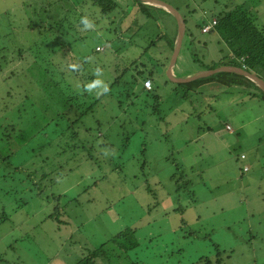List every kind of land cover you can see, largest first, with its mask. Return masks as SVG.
I'll list each match as a JSON object with an SVG mask.
<instances>
[{
	"label": "rangeland",
	"instance_id": "1",
	"mask_svg": "<svg viewBox=\"0 0 264 264\" xmlns=\"http://www.w3.org/2000/svg\"><path fill=\"white\" fill-rule=\"evenodd\" d=\"M163 1L184 16V1L203 9L204 16L218 11L212 1ZM237 1L264 14V0ZM115 2L113 14L104 17L93 0H0V139L12 133L11 124L28 138L37 136L46 84L76 97L83 107L93 80L102 90L113 81L109 69L116 77L124 70L126 76H139L131 62L139 61L142 48L165 32L175 37V17L156 9L161 6L148 3L155 11L146 17L133 0ZM192 19L199 21L197 14ZM187 21L171 71L176 77L217 68L228 53L210 29ZM189 32L200 41L187 44ZM166 70L155 77L157 99L151 95L145 101L138 94L133 105L123 104L125 125L135 119L144 132L114 153L113 159L124 162L120 171L106 165L103 172L93 161H69L65 154H43L56 125L48 127V139L43 134L32 140L35 150H28V141L10 160L0 159V264H74L88 249L128 228H135L140 240L163 234L129 252L130 264L138 259L137 264H196L202 255V263L220 258L218 264H264V101L244 96L242 87L214 81L182 90ZM153 88L152 81L148 89ZM4 145L0 140V148ZM55 171L66 175L54 176L49 186H31L29 173ZM8 174L14 181L4 178ZM57 205L60 213L53 214ZM49 214L58 215L60 224ZM108 258L102 264H129L112 254Z\"/></svg>",
	"mask_w": 264,
	"mask_h": 264
},
{
	"label": "trees",
	"instance_id": "2",
	"mask_svg": "<svg viewBox=\"0 0 264 264\" xmlns=\"http://www.w3.org/2000/svg\"><path fill=\"white\" fill-rule=\"evenodd\" d=\"M93 1L96 5V8L98 7L100 9V13L104 17L108 16L110 13L113 14V9L118 7V4L115 2V0ZM133 1L135 3L134 5H136L135 8H137L138 11H140V13L146 17H150L152 12L155 11L151 8L152 6H148V3L146 4V2L142 0ZM194 1H196V3L198 2L199 4H204L205 2L212 1L218 11L211 17L204 16L203 9L199 8L197 11V6H192L190 5V3L184 1L186 16L181 13L185 24L184 32H186L188 22L187 18L189 19L190 23L199 30L201 29V27L211 23V21L215 18L216 23L211 26L208 33H212L213 36H216V42L223 47L225 45L228 50V53L222 57V59H225V62L220 63L219 65L241 67L248 72L256 74L264 80V14L259 15V13L255 12L254 10L252 11L251 9L249 10L248 8H244L243 4L237 0ZM220 2L222 3V5H220ZM158 9L167 12V10L162 7ZM254 9L259 10V12L261 10V8ZM196 14L199 21H196L194 23L192 17ZM137 28L138 27L136 26L135 30ZM176 32L174 38H172L167 32H165L164 35H158L156 37L154 36L155 38L151 39L148 42V46L146 45V48H144L145 46L142 48V52H140L136 56L138 58L137 60L139 61L136 62V60H134L133 62H131V65L134 69L137 70L139 76H135L132 74L126 76L127 73L125 72L128 70H124V73L121 72L118 77H116L113 73H110L111 71L109 69L108 76L110 78H113V81L109 85H104L102 90H100L99 86H96L94 82L95 80H93L92 84L94 85V88L92 94H84V96L87 97V100L90 101L86 102L83 107H80L78 105L76 97L65 94L61 89H58L55 84H51V82L49 84H46L45 89L49 92H47L48 94H42L45 95L46 101L43 102L44 106L42 109L40 108L41 113L38 114L37 119L38 121L42 122V128H40V130L38 131L37 136H41L44 134L48 139V127L50 125H56L59 127H57L58 131L55 136L52 138L50 137L49 143L46 144L49 147V151L43 150V154H55L56 156L65 154L68 157L69 161L71 160L79 162L81 158L85 159L86 161H93L97 168L102 170L103 172V169L106 168V165L107 170L109 169L112 171H120L121 166L124 165V162H121L116 158L113 159L114 153L115 155L120 154L122 148L126 146V143L129 144L131 140L136 139L135 135L137 133L144 132L143 126H137L138 123L135 119L132 124L125 125V123H127V118L124 115L125 111L123 104L130 103L131 105H133L132 98L137 97L138 94H141L143 100L145 101H149L152 96L154 99L158 98V95L155 91L159 85L157 84V81H155V77H157L156 75L159 76L164 73V70L168 66L175 45V38L177 36ZM135 33L136 32L132 34L135 35ZM199 41V37H194L192 33L189 32V39L187 41V44L189 42L195 44V42L197 43ZM155 49L160 56L154 53ZM181 51L182 45L179 51V55L176 59L177 62L179 61ZM193 53V57L195 60V50L193 51ZM138 66L141 67L140 70L137 69L139 68ZM214 67L216 66L209 67V69H213ZM160 72L162 73L159 74ZM146 79H150L151 82L153 81V87H155V89L153 88L154 90L150 91L143 86V82ZM207 81L220 82L221 86L223 85L226 87L232 84L237 85L244 88L243 91L246 92V94H243L244 96L254 98L255 102H261V100L264 101V91L255 81L249 79L247 76L238 74L233 71H219L212 74L211 76L201 77L199 79L188 82L174 83H176L179 88H182V90H187L189 89L191 83H204ZM124 88L128 90L127 93H125V102H123L121 99L123 97L122 91ZM249 89H253V91L250 92ZM105 115L107 117H105ZM159 118L160 117H158V119ZM144 122L145 121L143 120V123ZM17 125L18 124H11L12 133L4 134V136L0 139L5 144L2 148H0V159L2 163L10 160L14 154L16 155V151L19 147H23V145L24 147L28 146V141H30L28 150H35L34 147L31 146V143L36 141L38 137L34 134L30 138H28L23 135L22 130L16 129L15 131L14 127ZM116 128L118 129V132H115ZM262 139V136L258 137L259 141H263ZM115 143L119 145L114 151L113 145ZM145 145L146 144L142 142L139 149V152L142 155L146 151ZM1 149H4L5 151ZM108 152L109 154H107ZM34 153L35 155L40 154V152L37 153L36 151ZM79 154H81V156H78ZM103 157H106L107 160H104ZM42 161L44 164H48V158H42ZM145 163V160H143L141 162V165H145ZM29 165L30 164H28V166ZM28 166L23 165L21 167H25V169H28L30 168ZM17 168L18 167H15V169ZM60 174L66 175L65 173L57 171L53 173L40 172V176H35L33 173H29V175L32 176L31 179L32 183L34 184L31 186H49L52 182L51 180L54 181V176L58 177ZM14 177L15 176L13 174L4 176V178H10L13 181ZM190 186H192V184ZM263 192L264 190H262L261 193ZM52 197L56 199L58 198V196H55L54 193H52ZM58 208L59 205L55 207L53 214L60 213L58 211ZM53 214H49L47 217L49 219H52V221H58L56 223L60 224L61 220L60 218H58V215ZM64 216L65 215H63L62 217H68V215L65 217ZM162 235L163 234H161L160 231L158 235L150 236L145 240H140L137 237V230L135 228L121 230L120 232L116 233L110 240H108V242L102 243L96 248L88 249L86 252H84V254L82 253V255L74 264L106 263V261L109 259L108 257H110L111 254L112 257L115 256L122 260V262L129 261L130 264V260H132V258H130V256L128 255L129 252H133L134 250L139 249V247L144 244H150L151 242L155 241V237H159ZM183 236L187 237V233L183 234ZM218 254L220 256L219 249ZM218 254H216V256H218ZM204 257L205 256L202 255L194 259L196 260L195 263L218 264L220 261V258H216V261L207 259L205 263H202V259ZM253 259L255 260V257H253ZM138 261L139 259L135 260V262L132 261V264H137Z\"/></svg>",
	"mask_w": 264,
	"mask_h": 264
},
{
	"label": "water",
	"instance_id": "3",
	"mask_svg": "<svg viewBox=\"0 0 264 264\" xmlns=\"http://www.w3.org/2000/svg\"><path fill=\"white\" fill-rule=\"evenodd\" d=\"M146 3H151V4H156L158 6H161L162 8L166 9L167 11L171 12L175 18H176V23H177V38H176V42L173 48V52L171 54L170 57V61L169 64L167 66V70H166V74L167 77L172 81V82H188V81H192L195 80L199 77H205L208 76L210 74L219 72V71H233L236 72L238 74H242L244 76H247L249 79L255 81L264 91V80L262 78H260L259 76H257L254 73L248 72L247 70H245L244 68L241 67H237V66H231V65H221L217 68H213V69H209V70H205V71H201L199 73H195L192 75H189L187 77H176L171 73V69L174 66L176 59L179 55V51L182 45V39L184 36V31H185V24L183 21V17L181 15V13L171 4L167 3L166 1L163 0H142Z\"/></svg>",
	"mask_w": 264,
	"mask_h": 264
},
{
	"label": "built area",
	"instance_id": "4",
	"mask_svg": "<svg viewBox=\"0 0 264 264\" xmlns=\"http://www.w3.org/2000/svg\"><path fill=\"white\" fill-rule=\"evenodd\" d=\"M215 23H216V20H215V18H214V19L211 21V23H209V24H207V25H205V26L203 27V30H204V31L209 30V29L211 28V26H212L213 24H215ZM143 85H144V87H145L146 89H148L149 87H151L152 82H151L150 79H146V80H144ZM227 128L230 129L229 126H227ZM244 169H245V168H244Z\"/></svg>",
	"mask_w": 264,
	"mask_h": 264
},
{
	"label": "crops",
	"instance_id": "5",
	"mask_svg": "<svg viewBox=\"0 0 264 264\" xmlns=\"http://www.w3.org/2000/svg\"><path fill=\"white\" fill-rule=\"evenodd\" d=\"M156 9H158V8H156ZM214 38H215V37H214ZM176 63H177V61L175 62L174 66L177 65ZM204 69H207V68L199 69V70H197V71H193L192 73L195 74V73H197L198 71H201V70H204ZM171 71H172V69H171ZM187 74H189V73H187Z\"/></svg>",
	"mask_w": 264,
	"mask_h": 264
},
{
	"label": "clouds",
	"instance_id": "6",
	"mask_svg": "<svg viewBox=\"0 0 264 264\" xmlns=\"http://www.w3.org/2000/svg\"><path fill=\"white\" fill-rule=\"evenodd\" d=\"M106 90V89H105Z\"/></svg>",
	"mask_w": 264,
	"mask_h": 264
}]
</instances>
